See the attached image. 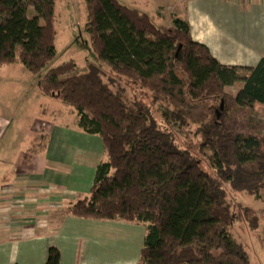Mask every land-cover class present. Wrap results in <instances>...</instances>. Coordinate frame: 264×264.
Here are the masks:
<instances>
[{"label": "trees", "instance_id": "trees-1", "mask_svg": "<svg viewBox=\"0 0 264 264\" xmlns=\"http://www.w3.org/2000/svg\"><path fill=\"white\" fill-rule=\"evenodd\" d=\"M83 2L95 61L63 63L37 81L103 144L89 195L68 212L144 224L137 264H251L230 232L243 208L230 196L264 189V125L250 116L264 105V56L253 67L222 65L176 15L165 28L159 13ZM54 22V0H0V68L18 61L40 72L56 54ZM192 127L196 150L178 144ZM59 263L49 247L44 264Z\"/></svg>", "mask_w": 264, "mask_h": 264}, {"label": "crops", "instance_id": "crops-1", "mask_svg": "<svg viewBox=\"0 0 264 264\" xmlns=\"http://www.w3.org/2000/svg\"><path fill=\"white\" fill-rule=\"evenodd\" d=\"M180 6L170 16L185 20L191 39L220 64L253 67L264 56V0H181ZM4 67L0 83L17 81ZM9 113L0 102V138ZM42 132L35 151L21 152L13 168L0 173V264H44L51 246L59 264H137L144 224L68 212L89 195L103 157L101 138L76 123L37 125L34 133Z\"/></svg>", "mask_w": 264, "mask_h": 264}, {"label": "rangeland", "instance_id": "rangeland-1", "mask_svg": "<svg viewBox=\"0 0 264 264\" xmlns=\"http://www.w3.org/2000/svg\"><path fill=\"white\" fill-rule=\"evenodd\" d=\"M117 1L149 15L159 13L160 17H156V22L165 28L172 26L170 15L181 8V0ZM177 5L179 7L176 9ZM54 17V58L36 74L29 72L18 61L3 69L5 74L10 71L18 79L0 83V102L4 103L7 112H10V124L0 138V173L3 175L13 168L21 152L35 151L39 144H35V140H41L39 135L34 133L37 125L48 122L72 125L77 121V113L61 101L45 97L40 92L37 81L47 70L63 63L73 61L79 70H85L88 62L95 61L88 34L85 32L87 13L83 0H54ZM103 79L106 81V77ZM237 87L238 85L225 87V92L235 94ZM216 110L220 111L218 107ZM250 116L257 124L264 125V105H256L254 110L250 111ZM186 131L184 135L177 136L178 144L181 147L190 145L196 150L199 137L195 135L193 127ZM262 133L264 134V129ZM205 154L209 155V152ZM202 160L205 163L204 157ZM228 195L230 196L229 193ZM230 197L243 207L240 217L235 220L230 230L232 237L241 244L251 264H264V189L258 198L245 193H234ZM246 209L252 214H248ZM252 215L256 217L255 228L252 227Z\"/></svg>", "mask_w": 264, "mask_h": 264}, {"label": "water", "instance_id": "water-1", "mask_svg": "<svg viewBox=\"0 0 264 264\" xmlns=\"http://www.w3.org/2000/svg\"><path fill=\"white\" fill-rule=\"evenodd\" d=\"M220 109H222V105L220 106Z\"/></svg>", "mask_w": 264, "mask_h": 264}]
</instances>
